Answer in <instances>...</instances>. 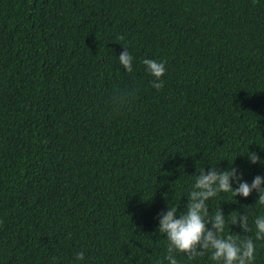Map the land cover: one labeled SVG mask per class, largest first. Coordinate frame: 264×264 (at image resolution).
<instances>
[{"label":"trees","instance_id":"obj_1","mask_svg":"<svg viewBox=\"0 0 264 264\" xmlns=\"http://www.w3.org/2000/svg\"><path fill=\"white\" fill-rule=\"evenodd\" d=\"M145 57L165 62L159 90ZM257 143L264 0H0V264H151L166 197Z\"/></svg>","mask_w":264,"mask_h":264},{"label":"clouds","instance_id":"obj_2","mask_svg":"<svg viewBox=\"0 0 264 264\" xmlns=\"http://www.w3.org/2000/svg\"><path fill=\"white\" fill-rule=\"evenodd\" d=\"M119 44L121 50L115 55L116 60L123 71L132 73L134 57L127 43ZM139 63L152 77L151 86L161 89L165 62L145 57ZM260 149L264 151L261 145ZM238 155L245 164L258 165L262 171L246 179L245 168L235 162ZM227 162L224 168L217 163L208 164L207 168L195 166L183 190V205L166 197L165 207L156 213L153 230L163 236L164 252L151 264H198L204 257L208 264H255L257 241L264 240V211L253 214L249 205L264 209V156L248 145L247 151ZM250 195L254 202H243ZM222 203L239 207L225 212ZM212 204L217 205L214 211H210ZM83 260L84 252L77 251L72 264Z\"/></svg>","mask_w":264,"mask_h":264}]
</instances>
